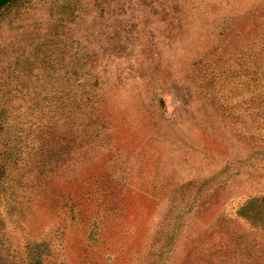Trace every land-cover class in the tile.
I'll return each mask as SVG.
<instances>
[{
	"label": "rangeland",
	"instance_id": "obj_1",
	"mask_svg": "<svg viewBox=\"0 0 264 264\" xmlns=\"http://www.w3.org/2000/svg\"><path fill=\"white\" fill-rule=\"evenodd\" d=\"M94 1L10 0L0 9V158L22 153L0 181L1 241L18 258L43 241L44 264H264V229L237 214L264 197V0H167L158 25L145 23L157 43L147 63L140 29L119 25L124 0ZM228 21L226 51L227 38L205 33ZM55 22L63 36L45 44L36 27ZM36 31L45 46L59 45L57 57L25 53ZM212 46L213 82L191 66ZM94 57L114 68L104 144L66 157L56 149L53 163L39 149L40 110ZM40 158L52 165L41 174Z\"/></svg>",
	"mask_w": 264,
	"mask_h": 264
},
{
	"label": "trees",
	"instance_id": "obj_2",
	"mask_svg": "<svg viewBox=\"0 0 264 264\" xmlns=\"http://www.w3.org/2000/svg\"><path fill=\"white\" fill-rule=\"evenodd\" d=\"M97 1V0H96ZM94 1L93 5L96 3ZM101 1V0H100ZM10 2V1H9ZM165 7H167V0H124L119 7V25L123 23V29H128L131 27L132 23L136 24L139 30L140 36V48L142 52V58L147 63V54L151 53L150 47H156L157 43L152 41L149 42L151 37L147 35V27L145 25L150 21L154 26H157L160 20H155V16L160 13H166ZM52 20L51 17L47 21ZM61 28H65L69 35H73L75 32V27H71L65 16L62 17L59 22ZM227 27L220 31L216 29V26L211 25L209 29L206 30L205 36L210 40L213 37H225L226 42L229 46L225 48L226 51L232 49L234 45L229 41L231 38L225 36V32L228 29V25L231 22H227ZM144 25V26H143ZM58 25L55 23L48 25V27L37 26L41 35H43V40L45 44L48 39H52L59 34L63 36V33L57 31ZM79 30V29H77ZM115 30V27H114ZM33 31H31L32 33ZM58 32V33H57ZM203 32L201 31L200 37ZM35 35H39L36 31L34 37L31 39H26L25 44L22 49L25 53L31 56H39L43 54L51 55L55 58L57 53H60L57 44L44 45L40 38H35ZM234 41L236 39L233 37ZM240 39V38H237ZM35 42V43H34ZM40 42L42 44L39 47H35ZM80 41H76V45ZM53 43V42H52ZM215 50L217 47L212 46L207 53L204 55L197 53L192 62V68H195L196 64L201 65L200 67L207 68L209 74L203 73L207 81H214L216 75L215 67L218 65L219 60L216 59ZM105 60V61H104ZM149 62V60H148ZM84 65L87 67V71L83 76L77 74L74 71L71 76V89L66 91L65 87H58L56 92L57 97L55 101L49 103V105H43L40 110V120L46 122L44 129H41V135H37L39 140V149L42 151V156L50 155L49 158L54 163L52 158L56 156V149L60 153H64L66 157L74 151H79L85 148L97 149L99 150L103 144L105 137L108 132L107 126V114L105 112L106 104L110 99V89L108 84L113 83V67H111V61L108 59L99 60L97 57L87 60ZM128 70H130L128 68ZM205 70V69H203ZM196 71L193 69L192 73ZM59 73V72H58ZM195 76V75H194ZM112 78V80H111ZM156 80V79H155ZM165 93L169 94V91L164 90ZM188 101L187 97H180V101ZM190 100V97H189ZM61 118L63 125L60 127L62 132L55 130V126L58 122L56 118ZM109 125V124H108ZM6 129V123H1L0 121V133ZM1 136V135H0ZM22 153L14 155L11 149H7L4 156L0 158V181L6 179L9 176V172L12 168L21 166L22 163ZM60 158L56 159L57 165H59ZM26 165V164H23ZM37 168L42 169L46 166H52L50 161L45 162L43 159L36 161ZM28 174V173H27ZM1 187V185H0ZM1 189V188H0ZM1 190H5L2 187ZM237 214L248 221L254 228L264 229V197H251L245 201L237 210ZM50 250L44 246V242H29L25 246V256L24 258H18L16 254L10 251L9 248L5 247L0 239V264H44V261L48 255H50ZM223 261H220V263ZM225 262V261H224ZM212 264V263H211Z\"/></svg>",
	"mask_w": 264,
	"mask_h": 264
},
{
	"label": "water",
	"instance_id": "obj_3",
	"mask_svg": "<svg viewBox=\"0 0 264 264\" xmlns=\"http://www.w3.org/2000/svg\"><path fill=\"white\" fill-rule=\"evenodd\" d=\"M10 0H0V9H2Z\"/></svg>",
	"mask_w": 264,
	"mask_h": 264
}]
</instances>
